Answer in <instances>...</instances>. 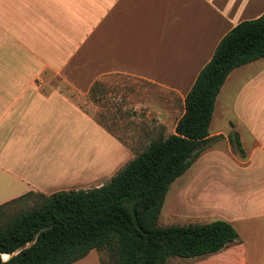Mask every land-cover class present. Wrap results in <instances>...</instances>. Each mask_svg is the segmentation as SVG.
Here are the masks:
<instances>
[{
    "label": "crops",
    "instance_id": "0c3cea01",
    "mask_svg": "<svg viewBox=\"0 0 264 264\" xmlns=\"http://www.w3.org/2000/svg\"><path fill=\"white\" fill-rule=\"evenodd\" d=\"M263 11L264 0H0V205L101 185L131 154L82 108L89 88L124 75L184 97L220 37ZM231 74L234 121L250 135L249 149L238 136L243 166L264 159V56L233 68L216 96ZM216 100L209 124L221 113ZM82 137L88 163L76 155ZM260 229L250 223L252 264H264ZM248 242L239 236L191 264H247Z\"/></svg>",
    "mask_w": 264,
    "mask_h": 264
},
{
    "label": "trees",
    "instance_id": "16d2710c",
    "mask_svg": "<svg viewBox=\"0 0 264 264\" xmlns=\"http://www.w3.org/2000/svg\"><path fill=\"white\" fill-rule=\"evenodd\" d=\"M263 56L264 11L220 37L185 93L171 133L150 139L101 185L36 194L30 206L2 220L0 264H70L91 249H105L113 264H166L170 257L206 256L237 242V232L223 219L160 226L157 217L170 183L213 139L208 125L225 77ZM227 140L243 154L236 131ZM31 195L1 204L0 217ZM98 264L105 263L98 258Z\"/></svg>",
    "mask_w": 264,
    "mask_h": 264
},
{
    "label": "rangeland",
    "instance_id": "374dc122",
    "mask_svg": "<svg viewBox=\"0 0 264 264\" xmlns=\"http://www.w3.org/2000/svg\"><path fill=\"white\" fill-rule=\"evenodd\" d=\"M226 86L223 93L215 99L222 103L219 118L215 113L212 124L208 126L210 133L218 129L222 134H213L211 143L199 153L198 160L170 183L157 224L167 226L226 220L240 237L249 241L247 264H252L250 255L254 250L249 244L250 239H253L250 223L255 221L260 224L259 232L264 233V216L250 219L249 211L264 208V159L261 156L254 157L253 162L242 166L240 161L244 155L229 144L227 134L235 131L234 124L244 147L248 146L249 149L251 143L244 125L234 121L232 105L237 85L232 74ZM82 108L93 114L98 122L119 139L129 149L132 157L150 139L158 134L166 136L173 131L174 123L183 110V97L175 90L149 85L142 80L110 75L96 82L86 102L82 103ZM87 139L82 137V148L76 152V155L80 154L79 160L84 163H88L90 151L85 148L84 142ZM98 142H101L100 138ZM258 153L261 155V152ZM204 160L211 163L206 164ZM34 199L35 197L29 196L23 202L10 205L6 211L3 209L0 222L15 213V210L30 206ZM228 246L231 247L232 244ZM211 255L209 257H214ZM205 257H170L166 264H191L206 259ZM98 258L105 264H113L105 249L98 252L91 249L86 256L70 264H98Z\"/></svg>",
    "mask_w": 264,
    "mask_h": 264
},
{
    "label": "water",
    "instance_id": "95a60500",
    "mask_svg": "<svg viewBox=\"0 0 264 264\" xmlns=\"http://www.w3.org/2000/svg\"><path fill=\"white\" fill-rule=\"evenodd\" d=\"M29 244H30V243H26L23 247H26V246H28ZM23 247H22V248H23ZM20 249H21V248L14 250V251L11 252L10 254H6L7 257H9V256H11V255H15L16 253H18V252L20 251ZM7 257H6V258H7ZM6 258H5V259H6ZM5 259H2V260H5Z\"/></svg>",
    "mask_w": 264,
    "mask_h": 264
},
{
    "label": "bare ground",
    "instance_id": "6f19581e",
    "mask_svg": "<svg viewBox=\"0 0 264 264\" xmlns=\"http://www.w3.org/2000/svg\"><path fill=\"white\" fill-rule=\"evenodd\" d=\"M6 257H7V255H4V256H3V258H6Z\"/></svg>",
    "mask_w": 264,
    "mask_h": 264
}]
</instances>
